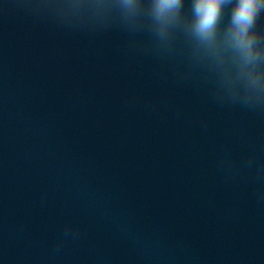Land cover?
<instances>
[{
    "label": "water",
    "instance_id": "obj_1",
    "mask_svg": "<svg viewBox=\"0 0 264 264\" xmlns=\"http://www.w3.org/2000/svg\"><path fill=\"white\" fill-rule=\"evenodd\" d=\"M142 2L0 0V264H264V99Z\"/></svg>",
    "mask_w": 264,
    "mask_h": 264
},
{
    "label": "clouds",
    "instance_id": "obj_2",
    "mask_svg": "<svg viewBox=\"0 0 264 264\" xmlns=\"http://www.w3.org/2000/svg\"><path fill=\"white\" fill-rule=\"evenodd\" d=\"M121 3L129 16L145 11L142 0ZM229 5V19L222 26ZM182 8L183 0H150L146 14L158 35L167 37L181 28L192 47L235 86L264 99V31L257 27L264 0H192L190 17Z\"/></svg>",
    "mask_w": 264,
    "mask_h": 264
}]
</instances>
